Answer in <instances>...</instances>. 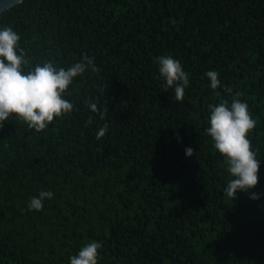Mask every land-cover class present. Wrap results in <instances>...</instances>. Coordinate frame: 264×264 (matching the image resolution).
<instances>
[{
  "label": "trees",
  "instance_id": "1",
  "mask_svg": "<svg viewBox=\"0 0 264 264\" xmlns=\"http://www.w3.org/2000/svg\"><path fill=\"white\" fill-rule=\"evenodd\" d=\"M4 26L29 67L87 56L100 71L74 78L73 111L45 130L0 122V264H70L91 241L98 264H264V0H22L0 13ZM161 55L189 74L182 102L163 87ZM226 87L256 121L259 160L257 185L234 200L207 133ZM89 101L108 107L103 118ZM40 191L54 198L27 210Z\"/></svg>",
  "mask_w": 264,
  "mask_h": 264
},
{
  "label": "clouds",
  "instance_id": "2",
  "mask_svg": "<svg viewBox=\"0 0 264 264\" xmlns=\"http://www.w3.org/2000/svg\"><path fill=\"white\" fill-rule=\"evenodd\" d=\"M19 40V34L11 26L0 28V122H6L15 116L24 121L28 128L41 132L54 117L59 118L73 111V103L63 97L68 93L74 78L83 76L89 70L98 73L100 69L95 65L94 58L87 56L67 69L55 67L52 61L29 67L30 62L25 51L19 47ZM154 63L158 65L160 78L165 81V91L174 88L176 100L182 102L190 81L181 62L171 55H161L155 58ZM204 76L210 80L211 89L215 90L221 85L217 71H207ZM225 92L232 95L230 103L228 100H221L218 104L208 105L210 113L207 133L214 148L224 157V164L232 177L225 192L234 200L237 191L248 192L258 183L259 160L248 139L256 121L250 114L247 103L239 99L242 92L236 91L233 94L231 87H226ZM89 107L93 112H100L101 118L108 111V107L100 110L91 101ZM107 128V124L101 127L96 138L103 137ZM185 155L193 156V149L186 148ZM53 198V192L40 191L38 196L30 199L27 210H43V201ZM249 198L258 199L259 195L253 192ZM102 247L99 241L87 243L77 255L70 257V264H98L99 250Z\"/></svg>",
  "mask_w": 264,
  "mask_h": 264
},
{
  "label": "water",
  "instance_id": "3",
  "mask_svg": "<svg viewBox=\"0 0 264 264\" xmlns=\"http://www.w3.org/2000/svg\"><path fill=\"white\" fill-rule=\"evenodd\" d=\"M22 2V0H0V13L11 6Z\"/></svg>",
  "mask_w": 264,
  "mask_h": 264
}]
</instances>
